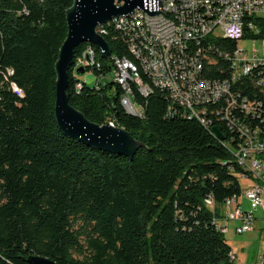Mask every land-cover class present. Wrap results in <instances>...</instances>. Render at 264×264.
I'll use <instances>...</instances> for the list:
<instances>
[{"label": "trees", "instance_id": "16d2710c", "mask_svg": "<svg viewBox=\"0 0 264 264\" xmlns=\"http://www.w3.org/2000/svg\"><path fill=\"white\" fill-rule=\"evenodd\" d=\"M72 2L0 0V264H28L30 254L56 264H234L215 218L222 216L228 197H241L238 178H251L233 156L237 131L220 119L204 126L167 114V92L151 90L116 29L123 24L107 23L104 38L111 55L95 49V64L85 67L95 76L94 85L71 68L67 93L87 119L112 122L141 147L130 159L59 130L54 63ZM248 20L259 32L244 38H264V16ZM210 39L216 61L205 62L203 74L227 77L231 60L218 52L232 51L236 42L221 33ZM199 40L205 45V38ZM88 44H79L75 59ZM115 57L136 64L141 81L150 86L143 96L133 83V99L143 107L140 117L121 103L123 89L113 79ZM102 77H108L104 84ZM260 80L264 65L236 81L235 97L264 100L256 85ZM234 114L264 136V120L239 109Z\"/></svg>", "mask_w": 264, "mask_h": 264}, {"label": "built area", "instance_id": "2783aa9c", "mask_svg": "<svg viewBox=\"0 0 264 264\" xmlns=\"http://www.w3.org/2000/svg\"><path fill=\"white\" fill-rule=\"evenodd\" d=\"M158 10L163 13L147 15L136 9V19L124 20L117 26L126 48L140 63L147 76V83L167 92V114H180L198 120L204 126L211 125L213 118L224 121L231 130L237 131L239 140L233 148L235 160L251 173L253 182L246 187V199L258 207L263 206L264 194V136L259 128L238 122L234 112L252 115L264 120V100L235 97L233 85L249 75L252 69L264 65V38H244L246 34H258L259 30L248 20L250 16H264V0H160ZM109 21V20H108ZM100 35L107 31V22L97 28ZM218 33L228 34L236 42L232 51L218 52L231 60L230 73L224 78H207L203 74L205 62H214L210 55L213 44L210 38ZM201 34L205 45L190 42V35ZM250 40L253 46L247 50L238 45ZM95 64V47L88 44L74 60L75 69ZM113 79L122 89L124 109L127 113L142 116L143 107L134 98L133 75L121 57L114 58ZM144 81V80H143ZM264 92L263 80L256 82ZM77 88L80 87L78 83ZM138 89V86H136ZM143 96L144 93L138 90ZM115 125V124H114ZM244 178V177H243ZM206 206L214 207L205 199ZM221 232L227 231L225 222L236 220L235 231L239 234L253 228L255 217L250 210L234 206V196L221 206ZM234 259V254L232 255ZM264 253L259 264H263Z\"/></svg>", "mask_w": 264, "mask_h": 264}, {"label": "water", "instance_id": "95a60500", "mask_svg": "<svg viewBox=\"0 0 264 264\" xmlns=\"http://www.w3.org/2000/svg\"><path fill=\"white\" fill-rule=\"evenodd\" d=\"M160 4V0H73L71 6L65 10L67 32L54 63V117L63 135L91 148L124 155L130 159L141 147L142 143L123 128L109 122L94 123L69 103L68 73L74 66L76 48L83 42L93 45L103 57L111 55L109 43L97 31L100 24L113 17L129 15L136 9H141L150 16L157 15L163 13L158 10ZM163 15L165 16L164 13ZM84 72V67L75 69L77 75ZM212 132L218 139L223 140V135L217 128L213 127ZM26 261L28 264H56L53 260L37 254H30Z\"/></svg>", "mask_w": 264, "mask_h": 264}, {"label": "rangeland", "instance_id": "374dc122", "mask_svg": "<svg viewBox=\"0 0 264 264\" xmlns=\"http://www.w3.org/2000/svg\"><path fill=\"white\" fill-rule=\"evenodd\" d=\"M219 34V33H218ZM238 45L247 50H250L253 43L250 40H241ZM112 76V75H110ZM80 78L90 85H94L95 76L90 71H86L80 75ZM108 77L101 78V84H104ZM241 189L246 187L253 182L251 178H238ZM263 206L258 207L252 204L244 197L240 198L241 206L244 210L252 211L255 222L253 228L247 232L241 234L235 231V227L238 222L236 220H229L225 222L227 231L224 234L226 242L231 247L232 253L234 254V264H259L261 256L264 253V194L262 196ZM212 209V206H208Z\"/></svg>", "mask_w": 264, "mask_h": 264}, {"label": "bare ground", "instance_id": "6f19581e", "mask_svg": "<svg viewBox=\"0 0 264 264\" xmlns=\"http://www.w3.org/2000/svg\"><path fill=\"white\" fill-rule=\"evenodd\" d=\"M131 19H136V12H133V13H131L129 15H120V16H117V17H113L112 19H110L109 21H107V23L108 22H116V23L124 24V20H131ZM221 35L224 38H227L228 39V34L221 33ZM199 38H201V34H192V35H190V42H198V44H199V41H200ZM201 40L203 41V39H201ZM134 59L137 60V58H134ZM121 60L124 62V64L126 66H129V68H131V73L133 75V83L136 84V86H138V90L143 91L144 96H146L150 92V86L148 84H143V82L141 81V79H140L141 78L140 73H138V71L140 70L138 68H140V66L137 68L136 67V64H133L132 62H130L131 60L130 61H128L127 59H121ZM137 62H138V60H137ZM139 65H140V63H139ZM121 103H122V105L124 107V98H122ZM109 123L111 125H114L112 122H109ZM241 197H244L246 199V189H243L242 194H241ZM208 202L209 203H213L212 200H210V199H208ZM225 202H228V199L225 200ZM238 205H239L238 200L234 199V206H238Z\"/></svg>", "mask_w": 264, "mask_h": 264}, {"label": "crops", "instance_id": "0c3cea01", "mask_svg": "<svg viewBox=\"0 0 264 264\" xmlns=\"http://www.w3.org/2000/svg\"><path fill=\"white\" fill-rule=\"evenodd\" d=\"M249 185H250V184H249ZM238 203H239V205H241L240 198L238 199Z\"/></svg>", "mask_w": 264, "mask_h": 264}]
</instances>
